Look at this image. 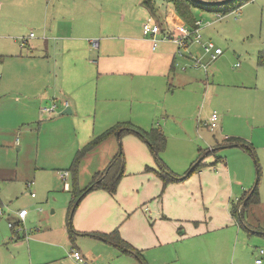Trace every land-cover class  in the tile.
Wrapping results in <instances>:
<instances>
[{
  "label": "crops",
  "instance_id": "crops-1",
  "mask_svg": "<svg viewBox=\"0 0 264 264\" xmlns=\"http://www.w3.org/2000/svg\"><path fill=\"white\" fill-rule=\"evenodd\" d=\"M150 17L161 31L175 32V25L184 23L170 4L158 5L156 12L150 13L143 0H0V51H4L0 52V86L7 80L17 84L14 91L23 92L29 103L27 110L39 117L45 108L55 104L53 111L58 107H68L72 114H79L81 109L93 110V118L99 111L102 120H107L102 132L117 123H130L143 130L157 127L163 133L170 125L178 129L185 123L187 113L196 114L208 98L212 100L214 90L213 94L206 93L207 65L193 66L195 55L179 56L177 44L170 40L160 39L152 46L151 37L142 32L143 23ZM28 28L36 29V36H31V31L27 34ZM23 38L26 41L22 44ZM94 39L97 47L92 45ZM190 43L194 45V41ZM234 66H239L238 62ZM151 103H157V109ZM208 117L199 122L211 130L205 124ZM160 119L163 120L159 122ZM219 120L215 130L221 132L225 120ZM232 135H224L222 140L241 138ZM122 137L125 173L114 194L96 189L83 196L72 216L76 235L91 236L96 240V249L106 250L109 243L87 233H106L117 228L121 238L140 250L142 256L153 247L170 244L181 246L185 253L182 244L188 240L192 250L188 252V264H248L249 259L251 264H264V252L260 253L264 250V231L247 227L241 231L242 226L230 212L232 202L249 189L245 185H250L252 177L248 176L244 183L243 175H235L220 155L223 147L217 152L222 157L219 162H214L213 155L201 157L203 165L193 174L163 186L148 145L134 134ZM215 142L220 143L217 139ZM207 145L214 146L208 142ZM116 151L112 145L107 163L95 173L107 167ZM166 151L167 144L160 158L171 171H187L188 162L184 168L176 169L169 156L163 157ZM191 155L192 164L195 156ZM147 166L153 170L147 171ZM65 188L70 191L69 185ZM261 195L262 190L259 203L250 206L246 213L249 220L261 205ZM21 209L25 208L18 211ZM18 211L8 218V226L10 222L19 225L29 217L27 212L24 219L20 218ZM63 234L60 231V236ZM12 235L15 240L29 237L25 232L19 236L13 231ZM40 236L53 241L56 231L34 233L29 240L33 243ZM71 248L87 258L78 247ZM259 258L261 262L256 263Z\"/></svg>",
  "mask_w": 264,
  "mask_h": 264
},
{
  "label": "rangeland",
  "instance_id": "rangeland-1",
  "mask_svg": "<svg viewBox=\"0 0 264 264\" xmlns=\"http://www.w3.org/2000/svg\"><path fill=\"white\" fill-rule=\"evenodd\" d=\"M126 3L127 1L124 4ZM117 8L116 5L115 13ZM192 12L196 19L202 20V39L200 43L188 44L182 55L177 54L190 57L191 53L196 59L203 60L200 63L207 65L205 71L207 70L209 82V86L204 87L206 93L214 94L212 100L208 98L200 111L196 109V114L187 113L186 121L181 127L174 129L170 125L167 133L164 132L167 151L163 153V157L169 156L176 169L184 168V164L188 162V170L192 165L191 154L195 156L193 161H198L207 149H212L207 142L214 145L216 139L223 142L224 135L236 134L235 136L251 143L255 156L239 146L223 147L220 155L224 162H229L232 171L237 173L235 175H243L244 183L248 182V176L252 177L250 185H245V188L253 187L256 183L258 162V190L264 192V67L258 66L256 61L257 52L264 51V0H246L224 15L198 8H194ZM184 24L188 26L185 22ZM27 30V34L31 31L32 36H36V29ZM208 41L222 49L223 53L215 60L201 47L202 43ZM18 44L22 46L21 42ZM193 61L194 66L195 60ZM237 62L239 66L236 67L234 64ZM199 68L201 72L204 71L202 67ZM205 78L203 74L202 79ZM17 86L10 80L0 86V264H78L70 256L73 246L78 247L92 264H188L191 261L188 252L192 251L188 240L182 244L185 253L181 246L172 244L153 247L147 255L143 254L144 259L140 261L111 244L106 245V250L96 249L93 245L96 240L91 236L75 235L74 241L69 238L70 225L66 210L71 195L59 173L69 172L76 151L87 144L93 134L102 133L107 120H102L99 111L93 118V110L84 112L81 109L79 114H60L63 111L60 107L51 112L44 110L39 117L27 110L29 103L25 102L27 99L23 92L14 91ZM145 97L149 101V96ZM151 104L153 109H157V103ZM162 105L160 103V108ZM207 109L216 111L218 119L225 120L223 131H211L201 126L199 120L211 113L209 111L206 114ZM161 120L163 119L159 122ZM122 138L117 139L115 135L81 158L78 166L80 186L88 185L95 170L107 163L112 145L117 147L116 152L120 149L124 152ZM66 180L70 186V172ZM29 183L32 184L28 185ZM32 192L35 198L30 197ZM20 207L27 210L29 217L11 229L8 218L14 217ZM254 212L249 217L250 220L245 213L244 223H250L249 229L261 230L263 233L264 195H261V205ZM50 229L56 231L53 241H47L43 236L35 237L33 243L29 240L34 233ZM62 230L64 234L60 236ZM13 231L19 236L25 232L29 237L15 240ZM241 231L245 232V227ZM250 237L253 239L254 236ZM252 251L253 245L249 254ZM247 263L251 264V260Z\"/></svg>",
  "mask_w": 264,
  "mask_h": 264
},
{
  "label": "trees",
  "instance_id": "trees-1",
  "mask_svg": "<svg viewBox=\"0 0 264 264\" xmlns=\"http://www.w3.org/2000/svg\"><path fill=\"white\" fill-rule=\"evenodd\" d=\"M246 0H236L232 3H229L227 5L223 6H216V7H207L200 4H196L192 2L191 0H143V4L148 8L150 13H155L156 8L158 5H166L170 4L175 12L181 17V19L184 20V22L188 25V27L194 29L196 28V21L192 10L194 8H198L200 10L205 11H213V12H219L221 14H225L233 10L234 6L241 5ZM257 63L259 65L264 66V51H260L257 58ZM119 133V139L123 135L126 134H134L138 136L140 139H142L149 147L151 153L154 156L156 165L158 167L157 175L162 181L163 186L168 184L169 182H174L177 180L184 179L188 177L189 175L193 174L197 169H199L203 163L202 160L197 162L195 160L194 162L196 166L194 165V162L192 163L191 167L185 171L183 174H176L173 171H171L166 164L161 160L160 153L166 148V136L164 133L157 127H151L148 130H143L138 127L133 126L130 123H117L107 129H105L102 133L94 136L87 144H85L83 147L78 149L75 153V157L72 161V164L69 168V172L72 176V184L70 185V193H71V200L68 207V220H69V238L71 240H74V236L77 234V232L73 229V227L70 224V221L72 220L73 213L75 209L77 208L80 200L83 198V196L96 189H102L106 190L110 194H114L118 185L119 180L123 177L125 173V155L124 152L118 151L110 160L107 167L101 171L96 172L91 182L86 186L85 188H80L78 184V166L81 158L90 152L93 148H95L98 144H100L102 141H104L106 138H108L111 135H116ZM232 144H236V146L241 147L244 151L252 154L255 156V151L253 147L251 146V143H247V141L243 138L239 137H228L224 138L223 142L216 143L213 146V149L209 150L207 149L204 153L205 155H213L214 156V162H219L222 160V157L217 154L218 150L222 147L230 146ZM256 166L258 168V179L256 183L253 185V187L249 188L248 190H245L241 197L237 200V202H232L231 205V214L234 217V219L238 222L239 225L242 227H250L249 224L244 223L245 222V213L249 209L250 206L258 204L259 203V190H258V183H259V177H260V170L258 166V162L256 163ZM147 171L153 170L151 167L147 166L145 168ZM14 225H18L17 223H13ZM246 225V226H245ZM88 235H93L96 237L101 238L105 242L117 247L121 252L131 254L138 258L140 261H143V256L140 250L136 249L132 245H130L128 242L123 240L121 236L119 235L118 229L115 228L110 232H92L87 233Z\"/></svg>",
  "mask_w": 264,
  "mask_h": 264
},
{
  "label": "built area",
  "instance_id": "built-area-1",
  "mask_svg": "<svg viewBox=\"0 0 264 264\" xmlns=\"http://www.w3.org/2000/svg\"><path fill=\"white\" fill-rule=\"evenodd\" d=\"M196 28L192 29L188 26H186L184 23H180L178 25H175V32L170 31H161L160 26L153 21V19L150 17L148 18L142 25V32L145 36L151 37L152 46L155 47L157 42L161 40H170L177 44L178 50L177 52L179 55H182V51L184 48H186L189 44V42L194 41L196 43H200L201 41V34L199 32L201 21H196ZM32 36V33L30 34ZM159 35V36H158ZM22 44L25 43L26 39L23 38ZM92 45L94 47H97L98 42L97 40H92ZM202 47L204 49L205 53H208L212 60L217 59L222 54V49L220 47H216L212 42L208 41L206 43H202ZM202 65L198 59L195 60V66ZM56 105H52L50 108H45L46 110L53 111L55 109ZM218 113L216 111H212L206 121V125L211 130H215L219 127V119H218ZM69 175L68 171H63L60 173V176L62 179L65 180V186L68 187L67 183V176ZM32 183H29L28 185H31ZM31 196L34 197L35 194L32 192ZM27 214L26 209H21L18 211V216L22 219H24L25 215ZM9 226H13V222L9 223ZM264 250H260V253H263ZM70 256L77 261L78 264H92L91 260L84 257V255L77 249L72 248L70 251ZM261 259H256V263H260ZM97 264V263H96Z\"/></svg>",
  "mask_w": 264,
  "mask_h": 264
},
{
  "label": "water",
  "instance_id": "water-1",
  "mask_svg": "<svg viewBox=\"0 0 264 264\" xmlns=\"http://www.w3.org/2000/svg\"><path fill=\"white\" fill-rule=\"evenodd\" d=\"M191 1L196 3V4H200V5L207 6V7H216V6L227 5V4L232 3L236 0H191ZM69 113H71V110L68 107L61 112V114H69ZM116 135L119 138V133H117ZM230 146H236V144H232ZM201 160H202V158H200L197 162H199ZM197 162L194 163L193 166H196ZM70 224H71V222H70Z\"/></svg>",
  "mask_w": 264,
  "mask_h": 264
}]
</instances>
